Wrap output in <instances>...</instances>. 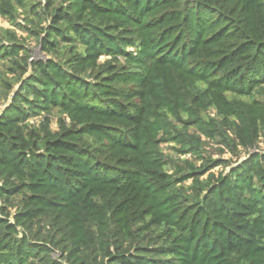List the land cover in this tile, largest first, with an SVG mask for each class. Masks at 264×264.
<instances>
[{"label":"trees","instance_id":"1","mask_svg":"<svg viewBox=\"0 0 264 264\" xmlns=\"http://www.w3.org/2000/svg\"><path fill=\"white\" fill-rule=\"evenodd\" d=\"M0 18V264H264V0Z\"/></svg>","mask_w":264,"mask_h":264},{"label":"rangeland","instance_id":"2","mask_svg":"<svg viewBox=\"0 0 264 264\" xmlns=\"http://www.w3.org/2000/svg\"><path fill=\"white\" fill-rule=\"evenodd\" d=\"M0 26H6V27H9V23L5 20H3L2 18H0ZM19 33L23 36L26 35V33H23L22 31L19 30ZM30 41V40H29ZM32 49L34 50V56L35 57H40L42 56V53L40 51V47L37 46L36 44L32 43ZM53 128L56 129L57 128V125L56 123L54 122L53 123ZM164 147L167 148V151H170V149L164 144ZM209 150L213 151V152H216V147L213 145V146H209L208 147ZM226 157H229V155L227 154Z\"/></svg>","mask_w":264,"mask_h":264}]
</instances>
